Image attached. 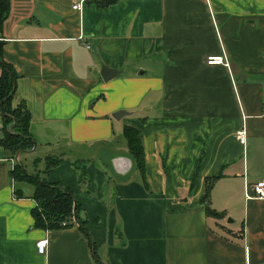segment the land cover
Listing matches in <instances>:
<instances>
[{
	"label": "crops",
	"instance_id": "1",
	"mask_svg": "<svg viewBox=\"0 0 264 264\" xmlns=\"http://www.w3.org/2000/svg\"><path fill=\"white\" fill-rule=\"evenodd\" d=\"M78 1L9 0L1 58L35 141L17 160L70 191L103 264H264V0ZM14 157L0 146V264H94L76 225L33 226Z\"/></svg>",
	"mask_w": 264,
	"mask_h": 264
},
{
	"label": "trees",
	"instance_id": "2",
	"mask_svg": "<svg viewBox=\"0 0 264 264\" xmlns=\"http://www.w3.org/2000/svg\"><path fill=\"white\" fill-rule=\"evenodd\" d=\"M8 10L9 0H0V30ZM1 45L2 42L0 40V118L2 132L0 146L13 157L16 152L30 150L34 146L35 141L28 131L30 114L25 104L20 101L17 105L12 106L11 99L14 90L11 95L9 94L15 83L16 74L12 68L2 60ZM9 125H11V127L7 130L6 128ZM122 134L126 141L128 153L132 156L136 168L142 174L143 166L139 131L133 127L125 126L122 130ZM56 163V159L46 157L45 169L54 167ZM9 175L14 182H25L32 187L31 197L35 205L31 208L30 213L34 227L54 230L76 225L87 239L93 255L96 258L94 259V264H103V262L97 260L99 258L95 252L96 246L84 226L85 221L79 218L78 213L80 211V206L66 187L50 182L40 177L38 173L25 172L19 161L18 163L15 162L9 170ZM210 181H212V179ZM210 183L208 182L206 186L202 201L206 199L208 195ZM205 210L206 213L215 217L220 216L219 212L210 209L208 206Z\"/></svg>",
	"mask_w": 264,
	"mask_h": 264
},
{
	"label": "built area",
	"instance_id": "3",
	"mask_svg": "<svg viewBox=\"0 0 264 264\" xmlns=\"http://www.w3.org/2000/svg\"><path fill=\"white\" fill-rule=\"evenodd\" d=\"M84 0H79L75 4H73L71 7L75 10H80L82 3ZM206 64H222L226 65V62L224 61V58L220 55H209L205 58ZM235 136L238 139L239 142H243L244 140V131L243 129H239L235 132ZM252 189V196L257 198H264V177L257 180L255 183L251 186ZM251 195H247L246 197H250ZM46 243V239H42L36 242V250L38 253L43 252L44 246Z\"/></svg>",
	"mask_w": 264,
	"mask_h": 264
},
{
	"label": "water",
	"instance_id": "4",
	"mask_svg": "<svg viewBox=\"0 0 264 264\" xmlns=\"http://www.w3.org/2000/svg\"><path fill=\"white\" fill-rule=\"evenodd\" d=\"M116 73H117V72H116L115 70H113V69H109V68H105V67H101V69H100V76H101V78H102L103 80H107L108 78L112 77V76L115 75ZM13 90H14V84H13V87H12V91L10 92L9 95H11V93L13 92ZM124 114H125V112H123L122 110H118V111L112 113V117L115 118V119H118V118H120V117H121L122 115H124ZM10 127H11V125H9L6 129L9 130ZM32 148H33V147H32ZM32 148H31V149H32ZM18 153H19V152H16V153H15V157H14L15 162H17V163H18V160H17V155H18ZM73 218H74V211H73ZM92 253H93V252H92ZM94 259H96V258L94 257ZM97 260L99 261V259H97Z\"/></svg>",
	"mask_w": 264,
	"mask_h": 264
},
{
	"label": "rangeland",
	"instance_id": "5",
	"mask_svg": "<svg viewBox=\"0 0 264 264\" xmlns=\"http://www.w3.org/2000/svg\"><path fill=\"white\" fill-rule=\"evenodd\" d=\"M19 157H20V162H21L20 165H22L25 172L32 173L35 166H36V165L31 163L32 159L30 160V158L26 154H20Z\"/></svg>",
	"mask_w": 264,
	"mask_h": 264
}]
</instances>
